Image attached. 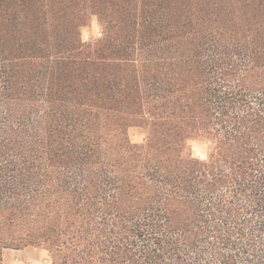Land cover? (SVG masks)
<instances>
[{
  "label": "trees",
  "instance_id": "trees-1",
  "mask_svg": "<svg viewBox=\"0 0 264 264\" xmlns=\"http://www.w3.org/2000/svg\"><path fill=\"white\" fill-rule=\"evenodd\" d=\"M29 247L264 264V0H0V264Z\"/></svg>",
  "mask_w": 264,
  "mask_h": 264
},
{
  "label": "rangeland",
  "instance_id": "rangeland-1",
  "mask_svg": "<svg viewBox=\"0 0 264 264\" xmlns=\"http://www.w3.org/2000/svg\"><path fill=\"white\" fill-rule=\"evenodd\" d=\"M100 38H102V28L97 18H93L89 25L82 29V39L85 43H94ZM129 137L134 144L145 142V134L137 128L129 130ZM191 147L195 156L206 158L208 143L192 141ZM3 264H51V260L47 251L41 248L29 247L22 250H5Z\"/></svg>",
  "mask_w": 264,
  "mask_h": 264
}]
</instances>
